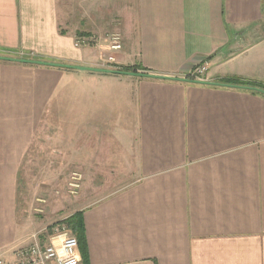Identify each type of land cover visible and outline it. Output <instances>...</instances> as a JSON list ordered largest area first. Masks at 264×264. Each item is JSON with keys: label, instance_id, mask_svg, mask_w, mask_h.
I'll use <instances>...</instances> for the list:
<instances>
[{"label": "crops", "instance_id": "obj_1", "mask_svg": "<svg viewBox=\"0 0 264 264\" xmlns=\"http://www.w3.org/2000/svg\"><path fill=\"white\" fill-rule=\"evenodd\" d=\"M113 31L121 48L105 63ZM79 35L97 41L75 46ZM0 56L6 259L31 241L18 178L43 118L45 132L75 142L76 162L91 165L84 178L120 165L126 179L73 211L85 264H264V93L172 79L205 63L208 81L264 84V0H0ZM69 68L86 71L93 91L58 90Z\"/></svg>", "mask_w": 264, "mask_h": 264}, {"label": "rangeland", "instance_id": "obj_2", "mask_svg": "<svg viewBox=\"0 0 264 264\" xmlns=\"http://www.w3.org/2000/svg\"><path fill=\"white\" fill-rule=\"evenodd\" d=\"M83 74L86 71L69 68L57 89L69 93L83 89L93 91L92 85L85 81ZM94 90L101 94L105 92L98 86ZM39 125L40 128L21 162L17 202L26 237L35 233L44 239L53 232L54 226L63 223L64 218L79 206L101 199L108 191L121 187L126 179L120 165L115 166L116 169L109 178L102 175L84 178V171H89L91 165L84 164L82 167V164L76 162L75 142L61 140L58 130L45 132L43 118ZM97 166L101 174H106V164H95L94 168L98 169ZM74 173L80 174V185L76 191L70 192V183L75 181ZM68 230L73 234L69 227Z\"/></svg>", "mask_w": 264, "mask_h": 264}, {"label": "built area", "instance_id": "obj_3", "mask_svg": "<svg viewBox=\"0 0 264 264\" xmlns=\"http://www.w3.org/2000/svg\"><path fill=\"white\" fill-rule=\"evenodd\" d=\"M94 35H79L74 39L75 46H85L95 43ZM108 50L105 63L114 62V51L121 48V35L118 32H111L108 36ZM207 66L199 63L192 67L185 77L196 81L206 82ZM70 183V192L76 191L79 187L80 174L74 173ZM78 242L75 235L70 234L68 227L63 222L53 228V232L43 241L37 234H31V241L12 250L10 259L0 254V264H79Z\"/></svg>", "mask_w": 264, "mask_h": 264}, {"label": "trees", "instance_id": "obj_4", "mask_svg": "<svg viewBox=\"0 0 264 264\" xmlns=\"http://www.w3.org/2000/svg\"><path fill=\"white\" fill-rule=\"evenodd\" d=\"M6 55H9L12 58L13 57H16V58L19 57V55H13V54H6ZM20 57L30 58V59H33L36 61L56 63V62L49 61V60L46 61V60L40 59V58L29 57L26 55H22ZM31 63L43 64V65H54V64L38 63V62H31ZM120 69H125V68L124 67H116V70H120ZM144 76L164 78V77L153 76V75H148V74H145ZM172 79H179V80H184V81H189V82H198V81L191 79L189 77L172 78ZM201 83L211 84V85H230V86L246 88V89H250L252 91L264 93V84L254 82V81L226 78V79H221V80H216V81H206V82H201ZM64 222L67 224V226L70 228V230L73 232V234L77 238L78 248H79L80 255H81V260L85 264L87 261V250H86V241H85L84 225H83V221H82L81 210L75 211L72 214L65 217Z\"/></svg>", "mask_w": 264, "mask_h": 264}, {"label": "water", "instance_id": "obj_5", "mask_svg": "<svg viewBox=\"0 0 264 264\" xmlns=\"http://www.w3.org/2000/svg\"><path fill=\"white\" fill-rule=\"evenodd\" d=\"M0 57H2V56H0ZM15 59L18 60V61H20V62H25V63H28V62H38V63H48V64L60 65V66H64V67H72V68H76V69H90V70H98V71H106V72L114 71V70H111V69H104V68H98V67H86V66L73 65V64L51 63V62L36 61V60L26 59V58H15ZM128 73L134 74L133 72H128ZM199 82H202V81H199Z\"/></svg>", "mask_w": 264, "mask_h": 264}]
</instances>
